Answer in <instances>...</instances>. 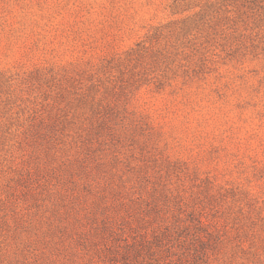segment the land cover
<instances>
[{"label":"rangeland","instance_id":"rangeland-1","mask_svg":"<svg viewBox=\"0 0 264 264\" xmlns=\"http://www.w3.org/2000/svg\"><path fill=\"white\" fill-rule=\"evenodd\" d=\"M0 264H264V0H0Z\"/></svg>","mask_w":264,"mask_h":264}]
</instances>
